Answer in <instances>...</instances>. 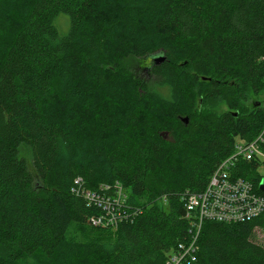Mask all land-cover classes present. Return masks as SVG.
Segmentation results:
<instances>
[{
  "label": "trees",
  "instance_id": "1",
  "mask_svg": "<svg viewBox=\"0 0 264 264\" xmlns=\"http://www.w3.org/2000/svg\"><path fill=\"white\" fill-rule=\"evenodd\" d=\"M260 93L264 0H0V264H166L192 236L184 191L264 130ZM260 162L230 175L264 196ZM256 227L264 210L203 221L185 264H264Z\"/></svg>",
  "mask_w": 264,
  "mask_h": 264
},
{
  "label": "built area",
  "instance_id": "2",
  "mask_svg": "<svg viewBox=\"0 0 264 264\" xmlns=\"http://www.w3.org/2000/svg\"><path fill=\"white\" fill-rule=\"evenodd\" d=\"M261 141L262 134L249 141L237 140L233 152L216 166L202 190L184 191L182 199L185 217L192 222V236L189 241L177 244L166 264H185L195 260L197 238L203 221L244 222L264 210V196L254 191L253 184L242 177L232 178L230 175V168L239 157L247 160L256 158L264 162V153L259 146ZM72 191L84 196L88 204H94L104 211L102 215L90 218L92 224L116 226L113 203L117 199H110L109 196H101L97 191L86 189L80 177L75 179Z\"/></svg>",
  "mask_w": 264,
  "mask_h": 264
},
{
  "label": "rangeland",
  "instance_id": "3",
  "mask_svg": "<svg viewBox=\"0 0 264 264\" xmlns=\"http://www.w3.org/2000/svg\"><path fill=\"white\" fill-rule=\"evenodd\" d=\"M67 19V23L65 21V18ZM58 24L62 27V28H68V18L66 15L62 14L60 16V18L58 19ZM65 29V30H66ZM159 54H162L161 52H155L154 54H152V56H158ZM249 100L251 101H255V102H259L262 103L264 105V93H260L257 95H253L250 94L249 95ZM211 109L213 111L216 112H222L224 110H226V106L223 102L221 101H215V105L211 106ZM261 166L259 167V172L261 173V175L263 176L262 178L264 179V162L263 160H261L260 162ZM253 240L256 241L259 244L264 245V228H260V227H256L254 230V236H253Z\"/></svg>",
  "mask_w": 264,
  "mask_h": 264
},
{
  "label": "water",
  "instance_id": "4",
  "mask_svg": "<svg viewBox=\"0 0 264 264\" xmlns=\"http://www.w3.org/2000/svg\"><path fill=\"white\" fill-rule=\"evenodd\" d=\"M151 60L150 63L151 64H159L160 62H162L165 59V55L164 54H159L158 56H152L150 55ZM182 121L186 124L188 122V118L187 117H182ZM259 188L261 190H264V179L262 178L260 183H259Z\"/></svg>",
  "mask_w": 264,
  "mask_h": 264
},
{
  "label": "bare ground",
  "instance_id": "5",
  "mask_svg": "<svg viewBox=\"0 0 264 264\" xmlns=\"http://www.w3.org/2000/svg\"><path fill=\"white\" fill-rule=\"evenodd\" d=\"M263 133H264V130L260 133V134H262V140H263ZM262 142V141H261ZM260 142V143H261ZM260 146V145H259ZM261 149V148H260ZM262 151V150H261ZM263 152V151H262ZM264 153V152H263ZM262 213V212H261ZM258 216V215H257ZM256 217V216H255Z\"/></svg>",
  "mask_w": 264,
  "mask_h": 264
},
{
  "label": "flooded vegetation",
  "instance_id": "6",
  "mask_svg": "<svg viewBox=\"0 0 264 264\" xmlns=\"http://www.w3.org/2000/svg\"><path fill=\"white\" fill-rule=\"evenodd\" d=\"M147 59H148V61H149V63H150L151 57H150V56H148V57H147Z\"/></svg>",
  "mask_w": 264,
  "mask_h": 264
}]
</instances>
